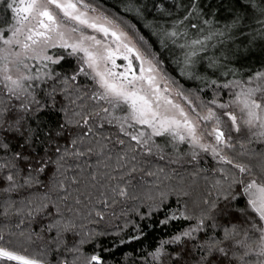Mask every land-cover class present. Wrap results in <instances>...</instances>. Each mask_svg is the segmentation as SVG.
<instances>
[{"label": "snow or ice", "instance_id": "6c2138e0", "mask_svg": "<svg viewBox=\"0 0 264 264\" xmlns=\"http://www.w3.org/2000/svg\"><path fill=\"white\" fill-rule=\"evenodd\" d=\"M220 6L228 8L231 20L216 28L219 9L211 4L154 0L158 26L146 25L153 28L161 50L173 45L182 51L174 64L180 76L203 85L198 92L211 90V99L205 101L195 93L185 94L164 71L162 51H153L137 32L143 47L138 46L118 17L89 0H0V196L4 197L0 215L19 217L18 232L7 224L0 228V262L112 264L102 254L111 248L101 251L96 240L107 233L88 227L105 219L99 204L112 208L113 216L119 207L121 216L135 213L141 221L163 212L157 223L165 228L172 222L187 224L174 226L166 239L141 249L138 256L125 253V264H264V150L247 146L253 142L264 146V63L255 71L233 66L241 59L240 50L224 48L219 55L206 56V65L197 70L201 54L210 46L225 45L234 30L251 35L243 33L250 17L264 38V0H230ZM123 10L142 15L141 7L131 2ZM123 25L135 31L128 21ZM190 29L200 35L190 38ZM214 39L217 43L210 45ZM118 59L124 63L118 64ZM72 60L75 66L64 69ZM81 76L84 82L79 81ZM221 91L227 92V101L221 100ZM173 94L183 103L172 99ZM105 123L118 129L117 143L126 145L124 154L117 156V166L86 177L81 168V178L69 177V160L105 154L104 141L111 138L98 135ZM156 137L165 138V145L177 154L171 163L180 162L183 144L188 147L184 155L192 161L201 153L210 154L221 165L214 171L222 179H215L206 195L195 198L182 182L167 190L134 183L136 164L128 167L121 161H135L138 150L163 160L165 148ZM237 143L238 157L230 156ZM104 167L111 166L104 163ZM200 171L207 169L197 170L193 177ZM163 172L159 168L147 175L159 178ZM13 194L20 199L14 200ZM173 195L176 207L169 203ZM241 200L244 206H236ZM25 221L35 222L39 231L34 227L25 231L21 227ZM133 226L135 232L127 238L121 235L124 229L114 233L121 245L146 235L139 224ZM13 239L38 250L22 255L5 246ZM86 245L94 247L89 252Z\"/></svg>", "mask_w": 264, "mask_h": 264}, {"label": "trees", "instance_id": "16d2710c", "mask_svg": "<svg viewBox=\"0 0 264 264\" xmlns=\"http://www.w3.org/2000/svg\"><path fill=\"white\" fill-rule=\"evenodd\" d=\"M94 6H96L101 11L105 12L109 16H115L120 19L122 26L134 36L136 42L139 44L137 32L140 36H144L148 43L153 46L152 50L156 51L157 53H161L162 51V67L164 71L172 76L180 85L183 86L185 90V94H197L200 97L207 101L211 99L212 92L208 90L206 93L198 92V89L203 87V85L199 81L195 80H187L185 77L180 76L179 68L177 65L174 64V61L178 58H182V51L179 48H176L173 45H169L167 49L161 50L159 46V42L157 37L152 35L153 28L146 27L147 24L152 23L153 27H156V21L160 19L159 14L156 12L155 8L153 7L154 0H89ZM129 2L135 4L136 6L141 7L142 15L137 16L135 11H124V6ZM159 2V0H156ZM203 3L211 4L213 8H218L219 10L216 13V28H223L225 23L230 22L231 20V13L228 11L227 7H221L220 5H228L230 0H202ZM210 11V10H208ZM208 18H212L210 15ZM124 21H128L129 24L135 26V31L132 28H128L127 25H123ZM197 23H200L197 21ZM245 24L248 25L243 29V33H251V35L242 34L240 30H234L232 33V38L228 39L225 45H218L216 49H212L211 46L206 54H201L199 63L197 65V70L202 71V66L206 65V56H211L213 54L219 55L221 49L224 48H231L232 50H236L239 48L238 55L241 57L239 60L233 61V66L240 67L241 65H245L251 69V71H255L262 66L264 63V38H261L260 35L256 32L260 26L255 23L253 18H249L245 21ZM202 27H204L201 24ZM190 38H195L200 35L196 30H191ZM207 34V29H205V33ZM255 36L256 39L253 40L252 37ZM212 43H217V39L210 41V45ZM140 45V44H139ZM141 46V45H140ZM143 47V46H141ZM247 49V51H245ZM144 50H147L146 48ZM75 61H69L63 65L64 69H68L69 67H74ZM57 71H61L60 68H57ZM71 73L69 72V75ZM231 77H229L230 79ZM246 78V77H245ZM82 82L81 79H79ZM228 97L226 91L220 92V98L225 100ZM194 98V97H193ZM60 100H63V97H59ZM64 103H67L66 101ZM87 103L92 104V101H87ZM99 133H103L104 136L110 137V140H105L104 142L108 144V149L105 150V154L103 156H85L79 160H69L68 166L70 168L67 175L72 177L76 175L78 178H81L80 169H84L83 176H88L93 171H110L112 168L117 166V156L123 155L126 145L121 146L117 143V137L119 135L118 131L115 130L113 127L104 126L102 129L98 130ZM95 138V137H94ZM122 139H127L126 137L120 136ZM245 142L247 143V138H245ZM63 144L64 141H61ZM249 149H255L256 151L264 150V146L259 145L255 142L247 145ZM241 151L239 143L236 144V150L234 152H229L228 154L233 157H238V153ZM111 157L108 160V157ZM163 160L159 159V157L155 154L152 156H144L141 155V151L138 150L136 153V160L135 161H121V163H127L128 167H131L133 163L136 164L138 171L135 173L134 176V183L138 185H143V187L147 188L153 185H159L161 190H167L171 186L177 185L178 182H182L184 187H187L188 190L192 194V198L197 197L198 195H206L207 191L209 190L211 182L215 179H222L219 172L214 171L221 165H217L216 162L212 159V157L207 156L206 154L201 153L199 159L197 161H192L190 156H186L185 158H181L179 163H171V160L176 159V156H172L170 153L164 152ZM188 163H185V162ZM191 161V162H190ZM98 162L99 163L98 165ZM255 161H253L254 163ZM104 163L110 165V168H105ZM79 165V167H77ZM89 165L92 167L89 168ZM226 169H230L231 166L224 165ZM162 168L164 169L163 173L159 174V178L156 176H148L147 172L152 171L156 172L157 169ZM143 169V171H141ZM199 169H207V171H200L199 174L194 178L192 173L197 172ZM234 171V170H233ZM205 176L208 177L205 180ZM167 177V178H166ZM75 187V186H74ZM82 187V185H81ZM12 198L14 200H19L20 197L13 194ZM4 197L0 196V205H2ZM169 203L172 207H176V196L173 195L169 198ZM238 207L244 206V201L241 200ZM221 207H223V202L221 203ZM97 208L104 211L106 213L105 219L100 221L99 223L89 224L88 227L91 229H95L97 231H104L107 234L104 236L97 237V243H99L102 248L110 247L111 252H103L102 254L112 262V264H125L124 261V254L125 253H133V256H138L139 252L143 248H148L154 245L159 239L167 238V234L172 231L174 226L183 225L187 226L185 222H172L168 227H161L158 225V219L163 218L164 213L161 212L160 214L154 215L153 219L150 221L145 219L141 221L135 213H129L128 216H121L119 207L115 208L116 216H113V209L112 208H103L102 205L97 204ZM2 210V209H0ZM143 212H146L147 209H142ZM234 217H239V213H233ZM95 218V217H94ZM126 221H131L129 223V227L124 229V225ZM19 222V217H11L9 219H5L2 215H0V228H3L5 224L13 232H18L19 230L16 229L15 225ZM149 223H152L153 227H148ZM134 224H139L143 232L146 234L141 241H133L131 244H120V240L114 233L121 231V235L127 238L129 233H134L135 228ZM25 231L29 227H34L36 231H39V227L35 224L29 225L27 221L25 224L21 226ZM7 232V229H5ZM203 234H201L202 236ZM9 238L6 236V241ZM7 247L12 248L13 250L19 252L22 255H33L38 249L35 245H19L13 239L12 243H6ZM86 249L90 252L94 245H86ZM27 249V250H25ZM0 264H16L14 262L3 261Z\"/></svg>", "mask_w": 264, "mask_h": 264}, {"label": "rangeland", "instance_id": "374dc122", "mask_svg": "<svg viewBox=\"0 0 264 264\" xmlns=\"http://www.w3.org/2000/svg\"><path fill=\"white\" fill-rule=\"evenodd\" d=\"M130 36L133 38V42H135V43H137L136 42V40H135V38H134V36H132L131 34H130ZM138 44V43H137ZM138 46H140L139 44H138ZM117 63L118 64H123L124 63V61H122V60H117ZM120 70H122V69H120ZM79 79H81L82 80V82H84V80H85V78L84 77H80ZM172 99H174V100H176V102H178V103H183L178 97H176L174 94H173V96H172ZM227 99H228V97L225 99V100H222V101H227ZM185 107H187V105H185ZM95 123H98V122H95ZM104 126H108V127H113L115 130H117L118 131V129L117 128H115L114 126H109L107 123H105L104 124ZM234 135V134H233ZM245 138H247L246 136L244 137V139ZM156 139V142L158 143V144H160L161 146H163L164 148H165V151L164 152H167V153H170L172 156H176L177 154L176 153H174L173 151H172V149H171V146L170 145H165V138H161V137H156L155 138ZM180 147V156L182 157V158H185L187 155H184V153H187L188 152V147H187V145L186 144H183V145H180L179 146ZM203 154H205V153H203ZM207 156H209V157H212L210 154H206ZM165 157V156H164ZM165 159V158H164ZM191 162V161H190ZM185 163H188L187 161L185 162ZM14 262V261H13ZM14 263H16V262H14Z\"/></svg>", "mask_w": 264, "mask_h": 264}]
</instances>
